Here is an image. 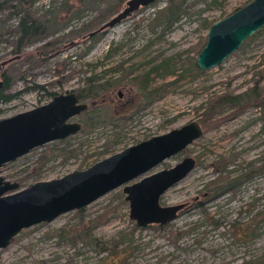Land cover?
I'll return each instance as SVG.
<instances>
[{
  "label": "rangeland",
  "instance_id": "obj_1",
  "mask_svg": "<svg viewBox=\"0 0 264 264\" xmlns=\"http://www.w3.org/2000/svg\"><path fill=\"white\" fill-rule=\"evenodd\" d=\"M113 1L0 0L1 70L11 77L6 90L18 92L0 102V117L45 103L53 92L74 91L88 105V111L73 117L81 123L79 130L2 165L0 173L18 181L20 188L86 168L190 120L201 122L210 96L242 93L264 67L259 63L264 59V25L219 64L206 69L196 64L209 22L250 0H184L172 21L158 13L168 0H151L121 14L129 5L124 0L118 13L92 24ZM23 5L36 18L32 31L40 34L15 54ZM55 13L56 22L48 21L51 26L45 29ZM43 42L49 47L38 61ZM90 84L100 86L106 111H95L99 100L92 102L87 94ZM131 100L137 101L136 107L119 111ZM214 117L221 118L217 125L144 173L170 167L187 155L195 157V166L160 196L162 204L185 202L176 217L145 225L130 217L122 188L140 174L81 212L70 209L22 228L0 247V264H236L264 257L261 108L223 105ZM54 146L60 151L48 155ZM225 178L232 184L226 185Z\"/></svg>",
  "mask_w": 264,
  "mask_h": 264
},
{
  "label": "water",
  "instance_id": "obj_2",
  "mask_svg": "<svg viewBox=\"0 0 264 264\" xmlns=\"http://www.w3.org/2000/svg\"><path fill=\"white\" fill-rule=\"evenodd\" d=\"M150 1L129 0L121 14ZM263 25L264 0H250L213 21L197 54V66L206 69L219 64ZM87 106L77 93L70 91L55 94L47 102L29 109L0 117V171L4 163L32 148L79 130L81 123L73 117ZM202 133L201 123L190 120L129 144L86 168H75L59 177L37 180L22 188L18 181L6 179L0 173V247L8 245L22 228L83 207L105 192L144 174L164 158L184 149ZM195 164V157L187 155L170 167L144 174L125 184L122 189L129 201L130 217L138 225L163 224L176 217L185 202L162 204L160 196Z\"/></svg>",
  "mask_w": 264,
  "mask_h": 264
},
{
  "label": "trees",
  "instance_id": "obj_3",
  "mask_svg": "<svg viewBox=\"0 0 264 264\" xmlns=\"http://www.w3.org/2000/svg\"><path fill=\"white\" fill-rule=\"evenodd\" d=\"M23 1L26 2V1H32V0H23ZM122 2H124V0H116V1L111 2L105 9L101 10L98 16H96L92 20V24H97L100 20L104 18L106 19L111 14L118 13ZM183 2L184 0H168L167 4L164 7H162L158 11V13L164 14L168 18V21H172L173 19L178 18L180 12L182 11ZM22 12L23 13L17 25L19 34L17 38L13 40L15 47H16L15 54H20L22 51L23 44L40 34V31H36V30L32 31L33 28L35 29L34 23L36 21V18L31 17L30 12L26 9V7H24V5L22 7ZM50 20L51 21L53 20L56 22L57 14L55 13L51 18L49 17V19L44 23L46 27L45 29H48L49 26H51V22L50 23L48 22ZM212 22H209V25ZM48 47H49V42H43L41 45L38 46L39 52H41V53H36V55H40V57H38L39 58L38 61L41 60V58H43L41 54L46 53ZM28 56H31V54H29ZM259 63L264 66V59H261ZM263 68L256 72L258 73V77L255 78V82L253 83V85L249 86L242 93L234 94L231 92H225L222 94H215L208 98V103L201 113L203 116H202L200 123L203 126V130L207 127L215 126L221 121V118L214 117V113L220 111L223 105H228V106L230 105L236 110L241 107L243 108L244 106H247V105H257L261 108V116L264 117V86L260 85V81L264 77ZM0 74L3 79L2 84L0 85V102H4V101H8L14 98L18 94V92L6 90V88L9 86V83L11 81V77L10 75H8V72L6 69L1 70V61H0ZM143 81H144V77L140 79L139 83L143 84ZM99 87L100 86L90 84L88 88V93H87L91 95L90 97L92 98V102L99 100V103H98L99 108H95L96 112H100V111L102 112L108 109V105L107 103H105L106 99L101 93V90ZM52 94H53L52 95L53 97L56 93L53 92ZM136 106H137V101L131 100V101H128L122 104L120 108L118 109L119 111L121 110L126 111L127 109L129 110L130 108L136 107ZM85 111H88V110H85ZM60 149L61 148H57L55 146L49 147L48 151L46 152L47 154L48 153L50 154V153L58 152L60 151ZM219 162H222L223 164H225V161L223 160H220ZM225 184L231 185L232 181L227 178L225 180ZM77 210L81 212L83 210V207L77 208ZM263 262H264V257H260V259L259 258L258 259H247V260H243L236 264H262Z\"/></svg>",
  "mask_w": 264,
  "mask_h": 264
},
{
  "label": "flooded vegetation",
  "instance_id": "obj_4",
  "mask_svg": "<svg viewBox=\"0 0 264 264\" xmlns=\"http://www.w3.org/2000/svg\"><path fill=\"white\" fill-rule=\"evenodd\" d=\"M1 84H2V83H1ZM1 84H0V85H1Z\"/></svg>",
  "mask_w": 264,
  "mask_h": 264
}]
</instances>
